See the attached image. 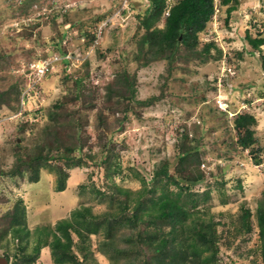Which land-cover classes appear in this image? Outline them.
<instances>
[{
    "label": "rangeland",
    "instance_id": "rangeland-1",
    "mask_svg": "<svg viewBox=\"0 0 264 264\" xmlns=\"http://www.w3.org/2000/svg\"><path fill=\"white\" fill-rule=\"evenodd\" d=\"M175 1L167 0V10L155 27H164ZM214 2L215 14L200 34L198 49L215 42L222 54L217 57L212 50L213 57L202 60L182 49L175 64L170 65L168 52L148 63L140 54L148 0H0V91L16 83L23 88L19 103L14 94L8 102L17 110L8 115L0 113V169L5 172L0 175V258L8 255L9 264H13L18 252L19 240L11 232L5 233L8 212L18 198L24 201L27 226L33 233L39 226L55 227L83 207L103 215L116 209L110 208L97 191L112 194L114 184L138 191L143 181L151 186L156 169L166 162L171 164L169 173L179 176L175 166L180 151L192 150L193 155L196 149L203 178L191 192L211 195V202L198 205L195 211L208 206L210 218L215 219L220 248L217 264H264L258 256L261 244L257 232L236 235L231 227L241 224L239 218L245 210L255 217L263 199L264 45L261 51L254 50L248 36L256 38L264 33V1L238 0L227 6L221 0ZM231 6L235 10L227 18ZM105 24L99 37L97 27ZM61 52H67L72 79L81 78L85 86L82 93L89 103L84 106L80 100L76 106L91 109L82 110L83 122L72 130L87 143L80 155L83 164L65 167L69 177L66 189L59 192L57 174L49 168H42L36 184L29 183L28 175L15 179L7 173L16 167L18 154L26 157L25 153L32 154L38 147L50 109L72 94L73 80H62L65 65ZM55 56L60 59L45 74L35 96L22 103L38 74L30 69L31 64ZM124 74L133 84L130 99L121 97ZM110 93L115 94L111 99L107 97ZM150 100L153 102L141 103ZM37 110L40 113L34 115ZM20 111L23 115L10 118ZM100 112L109 115L98 118ZM245 113L257 120L252 152L239 146L234 128L235 118ZM22 122L40 124L20 130L18 124ZM16 143L25 148L20 150ZM58 164L63 165V161ZM171 190L177 192L178 188L172 185ZM251 221L256 230L254 218ZM168 230L165 227V233ZM129 231H118L115 241L119 248L125 247L123 235ZM72 237L80 261L125 264L106 245L109 240L104 232L90 235L85 252L79 237ZM110 249L109 254L104 252ZM34 264H55L49 246L42 248Z\"/></svg>",
    "mask_w": 264,
    "mask_h": 264
},
{
    "label": "trees",
    "instance_id": "trees-1",
    "mask_svg": "<svg viewBox=\"0 0 264 264\" xmlns=\"http://www.w3.org/2000/svg\"><path fill=\"white\" fill-rule=\"evenodd\" d=\"M148 1L149 7L142 20L146 33L139 42L144 63L154 60L160 54L164 56L168 52V63L174 65L177 54L182 49H186L190 57H199L202 60L213 57L212 50H215L217 57L222 54V50L215 42L205 43L198 49L201 45L200 34L207 29L214 15V0H176L165 18L162 29L155 25L167 10V0ZM232 1L238 0H221V4L227 6ZM234 10L235 6L227 9V18ZM248 42L254 50L261 51V46L264 45V33L256 38L248 36ZM66 53L61 52L62 55ZM238 55L242 56L243 53L239 52ZM62 62L65 65L63 83L70 80L74 82L72 94L66 96L63 101L59 100L55 103L48 116L45 114L48 122L41 129L38 140L41 144L38 143L32 154L25 153L26 157L22 156V153L18 154L16 167L7 173L8 177L15 179L16 177L25 179L28 175L29 183H37L42 168H49L57 174L56 191L59 192L66 189L69 173L65 169L83 164V157L80 155L87 143L82 142L78 132L73 133L72 130L74 127H80L83 122L82 110L91 109L76 106L80 100L84 106L89 103L86 94L82 93L85 92V86L81 78L72 79L69 59H63ZM114 84L109 86V92H112L111 88ZM19 86L16 83L8 90L0 91V113L5 112L8 115L9 112L14 113L17 110L13 105L8 106V102L14 94L19 103L23 91ZM120 87L124 91L121 97L130 99L133 94V84L129 76L124 74ZM113 95L115 94L110 93L107 97L111 99ZM151 102L153 100L141 103ZM6 109L8 110L5 111ZM34 113L39 114L40 111ZM107 115H109L107 112L105 114L100 112L98 118ZM43 119L44 117L41 116V120ZM38 124L40 122H22L18 125L21 127L20 130H23L27 126L34 128ZM256 125V117L250 113L240 114L234 120L238 144L244 150L250 148V152L255 151L256 138L253 127ZM16 146L20 150L25 148L19 143H16ZM190 151L184 149L180 151L179 161L175 166L179 176L169 173L171 164L166 162L156 169L151 186H147L146 181H143V187L138 191L123 189L115 184L112 186L115 188L112 194L97 191L110 208L116 209L103 215H96L92 212V208L83 207L74 210L71 218L58 222L55 227L39 226L33 233L27 226L24 201L18 198L13 209L8 212L9 228L5 231L6 235L11 232L14 239L19 240L18 252L14 254L12 263L34 264L42 248L49 246L55 264H86L80 261L73 250L72 235L79 237L83 244L81 249L85 252L87 249L85 243L89 241L90 235L104 232L109 240L106 245L113 249L104 252L106 254L110 251L114 252L116 259L122 258L125 264H217L220 252L218 236L215 232L217 225L207 212L208 206H205L204 210L195 211L198 205L210 200V194L205 193L203 196L191 192L192 187L202 180L203 173L199 170L197 150L195 149L196 153L193 155L192 150ZM257 159L258 157L255 158V162H258ZM61 161L63 165L58 164ZM4 173L0 169V175ZM172 185L178 188L177 192L171 190ZM256 216L260 226L261 241V253L258 256L261 255L264 261V192ZM251 218L250 210H245L239 218L244 228H249ZM165 227L169 228L167 233L164 231ZM123 228L130 231L123 235L125 247L119 248L115 239L118 237V231ZM32 236H35L34 246L29 251L28 245ZM83 255L84 259L87 258L86 253ZM6 258L9 260L8 255Z\"/></svg>",
    "mask_w": 264,
    "mask_h": 264
},
{
    "label": "built area",
    "instance_id": "built-area-1",
    "mask_svg": "<svg viewBox=\"0 0 264 264\" xmlns=\"http://www.w3.org/2000/svg\"><path fill=\"white\" fill-rule=\"evenodd\" d=\"M127 8H128V5H127ZM215 11H216V8H215ZM103 27L104 26H100L97 30L99 37L102 35L103 29H104ZM61 56L63 59H69L67 57V54L64 56L63 55H61ZM59 59L57 56H55V58L53 57V58L45 59L41 63L31 64L32 68H30V69L33 70L34 72L37 71L38 74L34 76L33 80H31V83H32V87L30 88L31 91L28 90L27 92H25V94L23 93L24 95L22 97V103H25L27 99H30V97L35 96L37 90H39V88H40L39 85H40L42 79L44 78L45 74L47 72H49V70L51 68H53L54 63L57 62ZM37 64H39V65H37ZM32 92H33V94H32ZM220 107L222 108V106H220ZM21 111L19 112V114L16 113V115H14L10 118H15V117L23 115ZM25 115H26V113H25Z\"/></svg>",
    "mask_w": 264,
    "mask_h": 264
},
{
    "label": "clouds",
    "instance_id": "clouds-1",
    "mask_svg": "<svg viewBox=\"0 0 264 264\" xmlns=\"http://www.w3.org/2000/svg\"><path fill=\"white\" fill-rule=\"evenodd\" d=\"M215 1V0H214ZM166 12V11H165ZM214 14H215V11H214ZM169 15V14H168ZM105 26H106V24L104 25V27L103 28H105ZM98 28L99 27H97V30H98ZM66 55V54H65ZM64 56V55H63ZM61 61H63V59L61 60ZM51 70V69H50ZM38 111V110H37ZM36 111V112H37ZM34 115H36V114H34ZM205 193H208V192H205ZM205 193H203V194H205ZM203 194H198V195H203ZM204 196V195H203ZM210 196V200L207 202V203H204V204H208V203H210L211 202V200H212V198H211V195H209ZM252 218H254V224H255V228H256V230L255 229H253V224H252V221L250 222V225H249V228H244V226H243V224H237V227L235 226V224H233L231 227H233L235 230V234L236 235H241V234H246V233H250V232H254L255 234H256V232H257V234H258V238H259V233H260V226H259V223H258V220H257V216H256V214H255V217H252ZM252 218H251V220H252ZM214 223H215V219H214ZM215 232H216V234L218 233L217 232V229H215ZM256 234V235H257ZM218 236V235H217ZM218 243H219V239H218ZM258 244H261V241H260V239H259V243ZM258 244H256V245H258ZM255 245V246H256ZM260 249H261V245H260ZM261 253V252H260Z\"/></svg>",
    "mask_w": 264,
    "mask_h": 264
},
{
    "label": "water",
    "instance_id": "water-1",
    "mask_svg": "<svg viewBox=\"0 0 264 264\" xmlns=\"http://www.w3.org/2000/svg\"><path fill=\"white\" fill-rule=\"evenodd\" d=\"M0 264H9V260L5 257L0 258Z\"/></svg>",
    "mask_w": 264,
    "mask_h": 264
},
{
    "label": "crops",
    "instance_id": "crops-1",
    "mask_svg": "<svg viewBox=\"0 0 264 264\" xmlns=\"http://www.w3.org/2000/svg\"><path fill=\"white\" fill-rule=\"evenodd\" d=\"M25 183V182H24ZM23 183V188L25 189V184ZM21 184V183H20ZM34 184H36V183H34Z\"/></svg>",
    "mask_w": 264,
    "mask_h": 264
}]
</instances>
